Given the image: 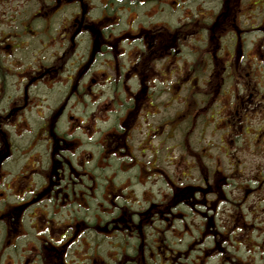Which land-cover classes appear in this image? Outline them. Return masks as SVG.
<instances>
[{
	"label": "flooded vegetation",
	"instance_id": "af4514ba",
	"mask_svg": "<svg viewBox=\"0 0 264 264\" xmlns=\"http://www.w3.org/2000/svg\"><path fill=\"white\" fill-rule=\"evenodd\" d=\"M261 69L264 0H0V264H145L188 204L163 165L193 89L241 87L239 122L264 113Z\"/></svg>",
	"mask_w": 264,
	"mask_h": 264
},
{
	"label": "rangeland",
	"instance_id": "374dc122",
	"mask_svg": "<svg viewBox=\"0 0 264 264\" xmlns=\"http://www.w3.org/2000/svg\"><path fill=\"white\" fill-rule=\"evenodd\" d=\"M258 71L257 74L253 71L256 81L254 86L261 90L259 84L262 81L258 82V74H264V70ZM196 90L197 88L193 89L195 103L199 99L203 103L193 104L191 108L184 107L186 115L183 132L177 138L167 140V165H163L170 180L183 186V201L189 204L188 207L185 205L186 214L194 215H187V219L184 217V221L190 223V229L181 230L182 226L177 228L171 224L168 232L180 237L179 241L176 240L178 252L175 251L176 245L167 246L174 252L167 253L166 258L172 259L173 264H264V234H260L264 233V229L256 231L255 228L264 227V113L261 115L259 112L249 111L250 114L246 118H240L239 122L232 118L225 119L223 114L226 105L233 102L237 92L242 94L241 87L225 89L226 93L220 94L213 103L206 101L203 93ZM229 92L232 95L226 101L225 97ZM169 104L170 113L175 112L177 106L179 108L173 102ZM246 106L249 110L254 109L252 103H247ZM202 107L206 108L202 111L207 115L209 112L213 113V122L208 123L211 125L208 126L210 129H202L204 115H197ZM195 115L199 117L190 118ZM227 125L229 127L224 128ZM245 131L249 134H244ZM181 137L182 146L179 143ZM181 153L182 160L178 157ZM204 178L206 183L202 182ZM211 189L217 190L220 195L222 190L226 197L224 201L225 198L221 195L219 200L215 193V202L218 204L215 210L210 204L213 200V191L209 193ZM175 201L179 199L175 198ZM197 206L198 214L194 212ZM240 217L241 222L238 220ZM174 224L177 225L176 221ZM220 225L227 229L225 235L233 232L232 242L225 243L220 237V232L225 231ZM208 233H213V236L207 237ZM109 242L104 239L99 246V252L107 257L112 254ZM216 243H219V248ZM114 246L119 260H123L125 264H134V258H128L121 252L132 256L138 252L139 247ZM149 249L145 247L146 257L150 255ZM161 249L166 253L164 246ZM90 251L89 247L88 252ZM200 255L203 258L198 261ZM146 264L152 262L146 261Z\"/></svg>",
	"mask_w": 264,
	"mask_h": 264
},
{
	"label": "trees",
	"instance_id": "16d2710c",
	"mask_svg": "<svg viewBox=\"0 0 264 264\" xmlns=\"http://www.w3.org/2000/svg\"><path fill=\"white\" fill-rule=\"evenodd\" d=\"M262 75H264V74H261V77H259V80L260 81H263V79H262V77H264V76H262ZM248 114H250V112L249 111H247V112H245V114L244 115H246V117H247V115ZM243 115V116H244ZM246 117H244V118H246ZM242 119V118H241ZM218 121H221V120H218ZM212 122H213V119H212ZM226 127H229V125L228 126H225L224 128H226ZM244 134H249V133H246V131H245V133ZM253 139V138H252ZM213 191V195L216 193V194H218V196H219V192L217 191V190H212ZM185 205H187V207L189 206L188 204H185L184 202H182V203H180L179 204V206L176 208V210L177 211H180L181 212V218H175L173 221H172V223H169V226H168V228L166 227V228H164L163 227V229L162 230H160V231H151V234H152V237H151V242L149 241V238L147 237V242L148 243H150L147 247H149L150 249H149V253H150V255H149V257H146L145 256V260L146 261H149V262H152V264H173V261H172V259H170V258H166V254L168 253V254H173V252H174V250L172 249V248H166L167 246H174V245H176V240L177 241H179V236L177 235V234H174V233H170V232H168V230L170 229V227H171V224L173 225V226H175V227H181L182 226V228H181V230L182 229H184V230H187V229H190L189 228V225H190V223H188L187 221L185 222L184 221V217L187 219V215H189V216H192V215H194L193 213H190V214H186L187 213V211H186V207H185ZM185 207V208H184ZM196 214H198L199 212H198V210L197 211H194ZM174 221H176V223H177V225H175L174 224ZM223 225H220V227H222ZM159 227V226H158ZM224 227V226H223ZM254 227L255 226H253V230H254ZM256 228V231H258V230H262V229H264V227H255ZM193 229V228H192ZM198 229V228H197ZM199 229H202V227H200ZM224 232H220L221 234H220V237L222 238V239H224V242L225 243H227V242H232V238H231V234L233 233L231 230H228V231H231L230 233H228L227 235H225L224 233L226 232V228L224 227ZM197 231H199V230H197ZM260 234H264V233H260ZM157 236H162L163 238H164V242H162L161 244H158L157 242H152V238L153 239H155V237H157ZM209 236H213V233H208V235H207V237H209ZM168 237H171L173 240H170ZM254 238V237H253ZM174 242V243H173ZM219 244V243H218ZM165 247V251H166V253L161 249V247ZM218 245H216V247H217ZM125 247H127V246H125ZM176 247V252H178V247H177V245L175 246ZM217 248H219V247H217ZM223 251V250H222ZM140 252H141V249H139L138 250V252H135L132 256H130L129 254H127L126 252H125V254H124V252H121L122 253V255H125V256H128V257H132V258H136L138 255H140ZM144 252H145V248H144ZM202 258H203V255H200V258H199V260L198 261H200V260H202ZM146 261H145V264H146ZM172 262V263H171ZM119 264H125L124 262H123V260H119ZM134 264H139L138 262L137 263H134Z\"/></svg>",
	"mask_w": 264,
	"mask_h": 264
}]
</instances>
